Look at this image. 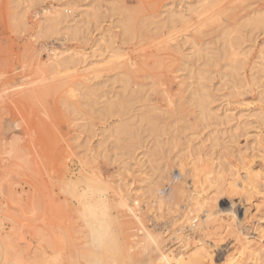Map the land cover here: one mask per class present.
I'll return each instance as SVG.
<instances>
[{
	"label": "rangeland",
	"instance_id": "1",
	"mask_svg": "<svg viewBox=\"0 0 264 264\" xmlns=\"http://www.w3.org/2000/svg\"><path fill=\"white\" fill-rule=\"evenodd\" d=\"M34 1L32 3L30 0H0L1 239L13 240L15 244L18 241L21 244L17 243L19 246L17 248L23 249L30 257L35 258L37 235L40 237L42 235V238L46 239V245L48 244L47 249H50L48 251L53 252L54 250L56 253L58 250L57 254H61L65 247H70L78 257L79 264H98L97 260L89 255L92 248L85 247L87 243L94 246L100 244L99 246L102 247L104 243L101 233L103 232L110 237L108 241L110 257L115 258L118 264H130L125 251L134 239H144L146 228L154 234L164 231L163 229L162 231L159 229L158 233L154 231L155 226L150 220L151 213L148 212L146 206L144 207V204H142V213H137L127 208L125 202L113 193L116 189L115 182L121 177L120 173H123V179L128 178L127 182L125 181L128 187H137V179L143 177L140 175V167L136 166V161H132L133 158L131 159L135 148L140 147L139 140H130L132 135L129 131L133 128L138 129L141 131L139 133H142L140 138H146L149 134L145 132L147 126L145 123L143 125L136 123L137 119L133 118L132 126L135 127H131V120L128 126H125L128 131L125 134L129 137L125 134L118 135L124 139L122 143L118 144L115 137L117 135H114L112 139L106 138L107 142L102 147L105 151H102V148L98 149L97 144L100 139H104L102 136L104 125L115 124L121 120L126 121L128 117L137 113L136 116L151 115L150 113L153 114L155 111L149 108L150 105L151 108L153 105L160 110L164 108L161 113L156 112V118L165 128L164 135L159 137L160 141L164 140L162 147L164 149L160 153L165 154L156 153L157 156L155 155L153 159H156L158 163H154L155 166L162 165L163 162L171 164L177 151L186 147L184 146L186 141L188 143V140L193 142L197 139L192 144L201 151L200 157L204 160L201 166L209 165L211 172L214 171L217 157L222 158L224 165L236 164L239 169H242V160L240 161L242 157L251 164L255 171H260L264 175V24L258 28L250 25V19L256 15H264V0ZM29 3H31V8L27 9ZM51 5L72 11L67 18L69 25H75L77 20L84 18L83 13L87 10H92V14H97L98 29L91 23L88 33L87 25L79 24L81 31L88 36L89 42L83 43L76 40L63 45L64 30L61 29H64L68 22L59 26L61 32H56L50 37L42 36L39 23L41 24L44 19H42L41 11ZM122 7L125 9L121 11L119 8ZM200 9L203 10V15L199 16L202 11ZM169 11L178 13L182 11L187 18V23L177 25L173 33V37L177 38V41L176 38H172L175 40V45L164 36L159 37L166 32L164 29L161 30V34L160 29L157 30ZM121 17L128 19L129 24L132 23L129 26L132 28L130 39L123 36L121 28L117 25ZM110 37L115 38V44L107 49L102 57L93 59L96 61L107 59L110 62L102 65L101 77L91 83L82 77V74L86 76L87 73L72 72L68 76L56 77L51 74L47 66L42 65L48 62L50 50L59 51L69 48L73 52L78 50V52L90 54L99 39L104 38L107 42L105 46L108 47ZM227 43L233 44L235 48L239 47L237 53H243L233 54V50L226 47ZM114 48L116 53H121L114 58L115 60L112 58L115 53ZM207 60H211L212 64L205 65ZM233 67H237L238 71H232ZM205 68L209 71L206 75L209 81L206 76L205 80L200 79V81L197 73ZM126 75L129 79L123 78ZM130 77L137 78L135 80L139 87ZM122 78L130 81L132 90L137 87L136 96L140 94L138 96L140 100L134 95L135 98L130 101L131 97L127 94L126 97L125 95L115 97V94L122 93V86L119 83ZM204 82L213 95L211 107L219 119L211 121L209 127L203 130L202 127H197V120L195 121L194 118L197 117V110L190 106L188 98L193 97L192 92ZM142 86H144L143 90ZM139 90L143 92H138ZM147 92L149 97L145 95ZM104 95L108 96H106L107 100L110 99L114 103L121 98L120 101H130L132 103L130 107H133L131 108L132 115L123 116L122 119L118 115L115 116L117 118L112 115L111 118L104 117L102 121L103 117L97 111L101 106L103 107L106 98ZM144 96L147 99H144ZM136 99L141 103H137ZM99 102L101 105L98 104ZM183 104L186 107H183ZM179 106L181 114H177V117L174 115V119L171 118L168 111L171 110L172 113V109L175 110ZM168 108L170 109L167 110ZM135 110L139 112L136 113ZM113 111L115 112L116 108H113ZM163 111H167L168 114ZM162 115L167 119L166 121L162 120ZM227 115L229 119L226 118ZM153 116L155 117V114ZM178 118L184 121L181 122ZM113 120L114 123H112ZM174 120L178 122L172 124ZM87 121L90 123L88 124ZM88 127L89 130L96 131L94 132L96 135L90 134ZM192 134H196V138ZM93 135L94 138L90 141L88 138ZM211 135L219 137V146L215 150L209 148V142L205 143L204 147L202 145L206 137ZM150 140L152 138H149V144ZM153 142L151 141V144ZM151 144L149 146H152ZM116 147L123 153H119ZM112 149H116L114 155ZM142 151L143 149H140L136 155ZM213 151L215 153L211 155ZM161 158L162 160H159ZM124 163L135 165L134 173L130 172L131 176L122 169ZM117 170L120 172L118 173ZM186 173L189 174V170ZM63 189H69L72 194ZM76 192L78 196L74 195ZM112 197L115 199L114 204H117L122 213L120 214L124 216L119 220L113 216ZM227 198H234L236 202L242 201L243 204L251 198L250 202L258 204L257 206L261 204L260 209L252 211L254 217L249 218L245 225L256 228L262 225L257 217H264V188L256 192L227 195ZM41 204L43 206L40 208ZM82 204L83 206H79ZM79 207L82 209L79 210ZM166 215V219L158 221L170 222L172 215ZM135 216L141 217L140 222L134 218ZM117 221L119 225L118 223L116 225ZM75 222H78L77 226ZM121 227L124 228L123 231H119ZM167 227L162 225L160 228ZM142 228L145 230L144 236L138 232ZM173 229L174 227L168 229L170 231L166 232L168 236L166 233L163 235L165 241L167 240L165 245L168 247L173 244L168 240L173 236L170 235ZM220 233L224 234L223 236L220 234V238H224L222 244L230 241L228 243L232 246L235 243L233 242L234 236L226 234L224 229H220ZM65 234L67 239L64 237ZM134 234L139 237H133ZM80 235H82L81 239L77 238ZM97 238L100 239L98 242ZM259 238L257 236L254 240H259ZM48 242L51 245L54 244V247ZM222 248L224 245L222 246L221 243L213 248V255L218 256ZM150 249L156 253L159 250L154 244H151ZM135 251L132 253L138 252V250ZM113 258H111L112 261ZM35 260V263H38V260ZM52 261L55 262V259ZM253 262H255L254 258L248 260L249 264ZM257 264H264V258Z\"/></svg>",
	"mask_w": 264,
	"mask_h": 264
},
{
	"label": "bare ground",
	"instance_id": "2",
	"mask_svg": "<svg viewBox=\"0 0 264 264\" xmlns=\"http://www.w3.org/2000/svg\"><path fill=\"white\" fill-rule=\"evenodd\" d=\"M30 2L33 3L35 1L30 0ZM30 8H31V3H29L27 9H30ZM119 9L122 11L125 8L123 9V7H122ZM200 10H202V9H200ZM91 11L90 10L85 11L83 13L84 18H82L81 20H77L75 25H69L67 18L70 16V12H72V11L71 10L69 11V9H67V8L63 9V8H60V6H56V5L52 6L51 5L50 7L45 8L44 10L41 11V13L43 15L42 19H44V21L41 24L39 23V27L41 28L40 33L42 36L50 37L51 35L55 34L56 32H61V30H64V32L62 34L63 45H65L66 42L68 43L70 41H76V40H79L83 43L89 42L88 36H86L81 31L79 24L84 23V25H87L86 30L88 33L90 32L89 25L91 23H93L95 25V27L98 29V18H97L98 16H97V14H92ZM121 11H118V12H121ZM202 12H203V10L201 11V14H199V16L203 15ZM125 13H126V11H125ZM205 13H207V12H205ZM98 15H100V14H98ZM120 15H122V14H120ZM124 17L126 18V16H124ZM124 17L123 18L121 17L122 19L120 21H118L117 25L121 28V30H122L121 33L123 34V36L127 37L126 39H130L131 38L130 32H131L132 28L129 26H131L132 23L129 24V20L128 19L125 20ZM127 18H128V16H127ZM65 22H68L67 23L68 25L64 29L60 30L59 26L65 24ZM185 23H187V18L184 15V13H182V11H180L179 13L175 12V11H169V12H167L166 17L163 18L162 21L160 22L161 28L159 25H158L159 28L157 27V30L160 29L159 30L160 34H161V30H163V29L166 32L164 34L160 35V34H158L159 32L157 31L158 32L157 34L160 35L159 37H161V38L164 36L166 39H168L169 41H172V43L174 44V41H175L174 39L176 37L175 38L173 37V33L175 32L177 25H179V24L183 25ZM263 24H264V15H256L255 17L250 19V25L254 28H258V27L262 26ZM162 33H163V31H162ZM172 38H174V39H172ZM114 39H115L114 37H112V38L110 37L108 47L105 46V44L107 42L105 41L104 38L99 39L96 42V44L94 45L92 53H90V54H87L85 52H78V50H77V52H73V50L69 49V48H64V49L59 50V51L57 49L50 50L48 62L46 64L43 63L42 65L47 66L49 71L51 72V74L56 76V77L57 76H66V75L68 76V74H70L72 72L78 73L81 71L82 73H87L86 76L85 75L83 76V74H82V77L83 78L85 77V79H87V82L89 81L88 83H91L92 81L97 80L101 77L100 68L102 67V65L105 64L106 62H110V61H107V59H102V60H97V61L93 60V59L98 58V57H102L107 52V49L111 48L115 44ZM176 41H177V38H176ZM226 47L232 49L233 54H235V55H240L243 53V52L237 53V50L239 49V47L235 48V46L231 43H227ZM113 50H114L113 52H115V48ZM120 54L118 52L117 53L115 52L114 55L112 56V58L114 59V58L118 57V55H120ZM208 64H210V65L212 64L211 60L206 61L205 65H208ZM231 70L237 72L238 68L233 67ZM208 73H209V71L206 68L201 69L197 73V78L199 80L200 79L205 80L207 78L206 75ZM130 74H132V73H130ZM205 76H206V78H205ZM123 78H128V76L127 75H126V77L123 76ZM123 78L119 80V83L122 86V93L120 92V94H117V95L115 94V97L116 96L122 97V95H125V97H126V94H127L129 97H131V99L129 98V100L131 101L137 95V93H136L137 91H135V90H137V87L135 90H132L130 81H128L129 78L126 80ZM135 79L137 80V78H135ZM135 79L131 78V80L135 81L134 84H136V86H138V83H136L137 81ZM198 79H197V81H199ZM207 80H208V78H207ZM132 83H133V81H132ZM206 84H207V82H206ZM142 87H143L142 88V90H143L144 86H142ZM89 88H91V87H89ZM140 89H141V85H140ZM140 91L141 90H139L138 92H140ZM91 92L94 93L95 91L94 92L91 91ZM141 92H143V91H141ZM210 92L211 91H209L207 89V86L205 85V82H204V83L199 84V88L195 89L192 92L193 97L188 98L189 99L188 103L190 104V106L194 107V109L197 110L196 111L197 115L195 114L197 117H194L195 121L197 120L196 121L197 127H199V128L202 127L203 130L206 129L207 127H209V125H210L209 123L211 121H214L215 119H219V117L214 113V111L211 107L213 104L212 103L213 95ZM93 95H91V96H93ZM145 95L148 96V92ZM138 96H136L137 99H138ZM107 97L104 100L105 102L103 103V107L101 106V108H99L97 111L98 114H100L101 117H103L102 121H104V117L105 118H107V117L111 118L110 116H112V115H114V117L118 115L121 119L123 118V116L124 117L127 115L130 116V114L132 113L131 108H133V107H130V105L132 104L130 101H128V102L124 101L123 102V101H120V100H122V98H121L119 100L120 102L118 101L119 103L118 102L114 103V102H111L109 98H108L109 100H107ZM115 97H114V99H115ZM102 98L104 99L103 96H102ZM137 99L135 101H137ZM144 99H147V97L145 98V96H144ZM188 99H186V100H188ZM138 100H140V99H138ZM91 102H93V101H91ZM149 102H150V99H149ZM100 103L101 102H99L98 104H100ZM137 103H141V102L137 101ZM133 104H134V102H133ZM95 105H97V104L95 103ZM184 106L185 105L183 104V107ZM154 107L155 106L152 105V108H151V105H150L149 108L152 109V111H155L153 113V114H155V117L153 116V114L150 110L149 111L151 113L150 112L149 113L151 115L147 114V115L142 116V114H140V115L136 116L138 114L137 112H139V111L135 110L137 114L134 116L131 114L132 117L131 116H130L131 118L128 117L129 119L126 118V119H128V120L125 119L126 121L121 120L118 123L115 122V124L104 125V127L102 129V136L104 139L103 140L100 139V141L97 144V148L101 149L103 146H105V142H107L106 138L109 137V139H112V138H114V135H117V136H115L116 142L118 144L122 143V141L124 139L122 137H119L118 135H123V134L128 132L127 127H125V126H128V122L130 120L132 121L133 118L137 119L136 123H139L140 125H143L145 123L147 126V130L145 131V132L149 133V134H147V137H146L147 139L145 137H142L143 139L140 138V135L142 133L140 134L139 132H141V131L133 128V127H135V126H132L133 121H132V124H130L133 129L130 130L131 128H129V130H130L129 133H130V135H132V138L130 140H132V139L139 140L138 145L140 146V147L135 146L136 148H135V151L133 149L134 152L132 153L133 155H132L131 159L133 158L132 161H134V162L136 161V166L138 165L140 167V170H141L140 175H141V177L142 176L143 177L137 179L138 180L137 181L138 182L137 187H135V186L134 187H132V186L128 187V185L126 184L128 178L126 177L125 179H123V177H122L123 173L122 174L120 173L121 177L118 178V180L115 182L116 189L114 190L113 193H114V196L121 198L125 202L127 208L132 209L134 211H137V213H139V212L142 213V209H143L142 204H144V207L146 206L148 208V212L151 213L150 220L152 221L153 226H155L154 231L157 232V231H159V229H161V231L163 229L164 231L161 233L157 232L158 234H154V233L148 231L147 230L148 228H146L145 229L146 234H145V230H143V228L139 229L138 232L140 234H143V236H144V234L146 236H145V238L143 237L144 239H142V237H141L142 240L134 239L132 241L131 246H128L126 248L125 254H126V257L129 261V263L130 264H249L248 260L250 258H254L255 262H253L251 264H257L260 260H262V258H264V217H260V218L257 217L258 221H260L262 224L260 227H257V228L255 226H252V227L246 226L247 224L245 225V222H247V220H249V218H251L252 216L254 217V212H252V211L254 209H257V210L260 209L259 206H261V204L259 206H257L258 204L256 205L255 203L250 202L251 198H249L247 200V202L245 204H243L242 201L236 202L237 200L235 201L234 198H227V195L232 196V195H236L238 193H243V192H256L257 190L264 188V175H263V173L260 171H255L254 168L251 166V164L249 162H246L245 158L242 159V157L240 159V161L242 160L241 161L242 169H239L236 164L233 165L232 163H229L228 166H226L222 163V158L217 157V160L214 164L216 166L214 168V171L211 172L209 167H208L209 165L207 167H206V165H204V167L201 166V163H204V160L202 159V157H200L201 151L198 150L197 148H195V146L192 144L197 139L193 140V142L188 140V143L185 140L186 145H184V146H186V147L183 149H179V151H177V154L174 156L175 157L174 160L172 159L173 161L171 164L168 162L164 164V162H163L164 165L163 164L162 165L157 164V166H155L154 163H158L155 161L156 159H153V158H155L156 153L157 154H158V152H159V154L164 153V152L160 153L164 149V148H162L164 146L163 145L164 140H162L163 142L160 141L159 137L163 133H165V131H164L165 128L162 126V123L159 122V119L156 118V112L160 111V113H161L164 108L160 110L158 107H155L156 109ZM173 107H174V105H173ZM113 108H116L115 112L113 111ZM141 108H143V107H141ZM169 109L170 108H168L167 110H169ZM141 110H144V109H141ZM89 111H90V109H89ZM172 111H173L172 113H171V110L168 111L171 115V118L174 115L177 117V114H179L181 112V107L179 106L175 110L173 108ZM163 112L167 113V111H163ZM196 112H194V113H196ZM114 113H116V114H114ZM100 115H98V116H100ZM195 115H193V116H195ZM115 118H117V117H115ZM163 118H164V116L162 115V120H164V121L167 120L166 118H164V119ZM181 118H183V116ZM226 118L229 119V116L227 115ZM173 119H174V117H173ZM178 120L179 121L181 120V122L184 121L180 118H178ZM178 120H176V121L174 120V123H172V122L171 123L175 124L178 122ZM188 121H190V120L188 119ZM89 123L90 122H88V124ZM112 123H114V120L112 121ZM135 125H137V124H135ZM91 126H93L92 123H91ZM89 127H90V125H89ZM89 127H88V131H90V134H92L94 132L96 133V131H94V130H92L93 132L91 130H89ZM108 133H111V134H108ZM125 135L127 136L128 134H125ZM192 135H194V137H195L196 134H192ZM127 137H129V136H127ZM179 137H180V135H179ZM93 138H94V135L90 136V138H88V139L91 141ZM149 138H152V140H150V144H151V141H154L153 144H151L152 146H149L150 145L148 142ZM192 138H193V136H192ZM206 138L207 139L205 141H203V144H202L203 147H204V144L208 143V142L210 143L209 148L212 150H215L219 146V137H217V136L213 137V135H211V136H208ZM147 142H148V144H147ZM140 149H143V151L140 154L136 155L137 151H139ZM103 150L104 149L102 148V151ZM114 150H116V149H112V151L114 153H112L111 151H109V152H111L114 155L115 154ZM102 151L100 152L101 156L103 154ZM118 152L123 153V152H120L119 149H118ZM131 152H132V150H131ZM125 153L128 154L127 152H125ZM214 153H215V151H213V153H210V154L212 155ZM103 156L105 157V155H103ZM115 156H118V155H115ZM162 158L159 160H162ZM223 158H224V156H223ZM112 159L114 160L113 157H112ZM118 160L120 161V159H118ZM124 161H126V160L124 159ZM115 163H116V161H115ZM132 165H133V163H130V165L127 163H124V166L122 168L127 173H129L130 176H131L130 172L133 171V168H135V165H133L134 167ZM188 170L190 172L189 174L186 173V171H188ZM134 171H133V173H134ZM119 172L120 171H118V173ZM118 173H117V175H118ZM134 178H136V177L134 176ZM78 181H79V179H78ZM70 183H72V182L70 181ZM131 183H133V182H131ZM73 184H74V182H73ZM73 188H75V187H73ZM111 189H113V188L111 187ZM66 190L67 189H65L64 191H66ZM67 192L71 193L72 191L70 192L68 189ZM66 193H65V195H66ZM76 194H77V192L74 195L78 196ZM112 198L113 199L111 201H112V205H113V216L116 218V220L117 219L119 220L124 216L121 215L122 213H121L120 209L118 208L117 204H114V200H115L114 197H112ZM81 199H83V198H81ZM71 204H73V203L71 202ZM83 204L79 205V206H83ZM73 205H75V204H73ZM40 206L42 207L43 205L41 204V205H39V207ZM48 208H49V206H48ZM147 208H146V210H147ZM81 209L79 207V210H81ZM256 213H257V211H256ZM166 214H168V216H169V214L172 215L171 216L172 219L170 220V222L167 220H166L167 222L165 221V223H163V222L161 223L160 221H158L160 219H164ZM51 216H53V215H51ZM71 217H72V215H71ZM139 217L135 216L134 218H136L137 221H139L141 219V217L140 218ZM33 219H35V218H33ZM40 219H42V218H40ZM57 219H59V218H57ZM44 220H45V218H44ZM46 221H47V219H46ZM51 221H53V220H51ZM82 222H84V221H82ZM75 223L77 226L78 222H75ZM117 223L119 225L118 221L116 222V225H117ZM44 224H45V222H44ZM162 225H163V227H167V226L170 228L174 227V229L171 230L172 234L170 233V235H173V236L170 239H168L170 241V243L171 242L173 243L171 247H168L167 245H165L167 240L165 241V238L163 237V235L167 231L170 232L168 230L170 228H168V227L167 228H160ZM32 228H33V226H32ZM32 228H31V230H32ZM116 228H117V226H116ZM220 229H224L226 234H230V235H232V237L234 236L233 242H235V243L232 246H231V243H228L230 241L222 244L224 238L223 237H221L223 239L220 238V234H221ZM123 230H124L123 227L119 228V231H123ZM258 230H260L259 233H257ZM33 231H35V230H33ZM254 233H255V235H254ZM46 234H48V233H46ZM43 235H44V232H43ZM166 235H167V233H166ZM170 235H169V237H170ZM221 235L223 236L224 234H221ZM50 236H52V235H50ZM81 236L82 235L78 236L77 238H80ZM257 236L260 237L259 240H254L257 238ZM37 237H38V241L36 242L37 246L35 245L36 248L34 251L35 258L30 257V255H28L27 250H25L27 252V253H25L23 249L17 248V247H19V246H17V243H18L17 240H15V241H17V243L15 244L13 242V240L6 241L5 239L0 238V264H7V262L9 264H79L78 257H76V254L72 248L65 247V249H63L64 250L63 253L57 254L58 250L55 253L53 250L54 248L52 249L50 247L53 250V252L48 251V249H49V248L47 249L48 244L46 245V242H45L46 239H43L42 235H41V237L39 235H37ZM44 237H46V236H44ZM64 237L67 239L66 234ZM101 237H102V241L104 243V245L102 247L99 246L100 244L94 246L92 244L87 243L86 244L87 247H85V245H84L85 248H88V247L92 248L89 255L93 259H96L98 264H118V262L115 258L110 257V253H109L110 250H109V246H108L109 245L108 241H109L110 237L107 236L103 232L101 233ZM133 237L136 238L139 236H136L134 234ZM73 238H74V236H73ZM98 240H100V239L97 238V242H98ZM230 240H232V239H230ZM47 241H49V240H47ZM54 242L56 243V241H54ZM90 242H91V240H90ZM220 243L222 246L224 245V248H222V251L220 252V254L215 257L213 255L214 251L212 249L216 248ZM49 244H50V246L54 247L53 246L54 244L53 245H51V243H49ZM151 244L156 245V247L159 249L157 251V253L152 252L153 248H152V250L150 249ZM179 244H181V245H179ZM175 245H179V246L173 248ZM55 246H56V244H55ZM135 250H138V252L136 254H133L132 252H134ZM88 253L89 252H87V254ZM82 254H83V252H82ZM111 258H113L114 260L112 261ZM35 259L38 260V263H35V261H36ZM52 259H55V262H53Z\"/></svg>",
	"mask_w": 264,
	"mask_h": 264
}]
</instances>
